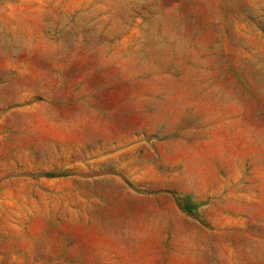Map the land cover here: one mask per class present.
Here are the masks:
<instances>
[{"label": "rangeland", "instance_id": "1", "mask_svg": "<svg viewBox=\"0 0 264 264\" xmlns=\"http://www.w3.org/2000/svg\"><path fill=\"white\" fill-rule=\"evenodd\" d=\"M0 264H264V0H0Z\"/></svg>", "mask_w": 264, "mask_h": 264}]
</instances>
